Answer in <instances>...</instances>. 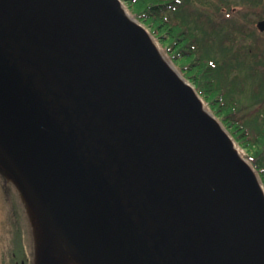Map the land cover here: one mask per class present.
Instances as JSON below:
<instances>
[{"label": "water", "instance_id": "obj_1", "mask_svg": "<svg viewBox=\"0 0 264 264\" xmlns=\"http://www.w3.org/2000/svg\"><path fill=\"white\" fill-rule=\"evenodd\" d=\"M176 69L121 0H0V165L82 264H264L261 179Z\"/></svg>", "mask_w": 264, "mask_h": 264}, {"label": "trees", "instance_id": "obj_2", "mask_svg": "<svg viewBox=\"0 0 264 264\" xmlns=\"http://www.w3.org/2000/svg\"><path fill=\"white\" fill-rule=\"evenodd\" d=\"M123 1L246 149L264 184V37L253 40L256 27L238 24L221 5L210 11L209 0ZM194 3L202 7L189 9Z\"/></svg>", "mask_w": 264, "mask_h": 264}, {"label": "rangeland", "instance_id": "obj_3", "mask_svg": "<svg viewBox=\"0 0 264 264\" xmlns=\"http://www.w3.org/2000/svg\"><path fill=\"white\" fill-rule=\"evenodd\" d=\"M216 1L219 4H223L225 2H227V3L231 2L233 4V6H240V4L237 2L238 0H225V2H223L222 0L221 1L216 0ZM122 3H123V6L126 8V10L129 12V14L132 17H135L131 13V11L129 10L128 4L123 0H122ZM198 7H201V6H198L197 3H194V6L189 8V9L195 11V8H198ZM212 9H215V8H212ZM227 10H230V9L227 8ZM227 10H225V11L229 12ZM242 17H244V16H242ZM233 20L235 22L241 24L238 17L234 16ZM249 25L250 24L248 23V26ZM145 28H147V27L145 26ZM147 30L149 31L148 28H147ZM262 36L264 37V32L260 33L256 28L254 33H252L251 38L253 40H255L257 37H262ZM152 37H153L155 43L157 44L158 48L160 49L161 53L163 54V56L166 57V60L171 65L177 67L173 63L171 58H169L165 49L159 44L158 40L154 36H152ZM248 42L249 41H247L246 38L239 39V41H238V43H240V44H246ZM176 70L179 72L178 69H176ZM204 104H205L206 108L210 111L211 109L205 101H204ZM255 106H257L256 102L252 101V107H255ZM235 145L239 149V153L242 154L245 159H247L249 162H251L250 159H248V157H247L246 149L239 147L237 143H235ZM0 169H1V165H0ZM15 185L17 187H19L17 185V183ZM27 197L29 199L28 200L29 204L32 208V212H30L32 214H31V217L29 214L27 215V218H28V221H26L27 227L25 228L24 224L22 223L21 224L22 228L21 227L20 228L23 230L22 234H23V238H24L23 240L25 242V245L28 246L27 255L30 257L29 260L31 259V261L34 264L39 263L42 255H43V252H44L45 248L47 247V248L51 249L52 255L60 261V264H82L81 261H79L74 255H72V253L69 251L68 247L62 241V239L57 234L52 233L47 228L48 226H47V223L45 222L44 218L34 208V204L31 202L28 195H27ZM1 201L2 200L0 198V204H1ZM1 206H2V204L0 205V264H9V262H10V260H9L10 249L9 248L13 247L12 240H13L14 234H13V227H12L11 220L9 222L7 221V219L5 220V211ZM40 226L43 228L44 231L41 230ZM16 231H18V226L16 228ZM17 249H18V247L15 248V250H17ZM7 252H8V254H7Z\"/></svg>", "mask_w": 264, "mask_h": 264}, {"label": "flooded vegetation", "instance_id": "obj_4", "mask_svg": "<svg viewBox=\"0 0 264 264\" xmlns=\"http://www.w3.org/2000/svg\"><path fill=\"white\" fill-rule=\"evenodd\" d=\"M237 2L240 6H233L230 2L227 5L229 8L223 6L221 10L230 9L229 11L233 17H238L240 22H248L249 27H264V0H238ZM0 198L2 200L1 207L5 211V220L7 219L8 222L11 220L14 229L13 234H15L13 235V247L9 248V264H34L27 255V248L22 234L23 230L21 229L22 223L25 228L27 227V215L29 214L31 217V209L21 190L13 184L10 176L2 170H0ZM17 226L18 231H16ZM17 247L18 249L15 250Z\"/></svg>", "mask_w": 264, "mask_h": 264}, {"label": "bare ground", "instance_id": "obj_5", "mask_svg": "<svg viewBox=\"0 0 264 264\" xmlns=\"http://www.w3.org/2000/svg\"><path fill=\"white\" fill-rule=\"evenodd\" d=\"M123 8L125 9V11H126V13H127V15L130 17V18H132V16L129 14V12L126 10V8L123 6ZM164 57V59L166 60V57L165 56H163ZM203 106H204V109L206 110V111H208L209 112V110L206 108V106H205V104L203 103Z\"/></svg>", "mask_w": 264, "mask_h": 264}]
</instances>
